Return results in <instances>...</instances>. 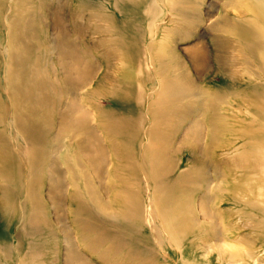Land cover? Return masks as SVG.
I'll return each mask as SVG.
<instances>
[{"label": "rangeland", "instance_id": "rangeland-1", "mask_svg": "<svg viewBox=\"0 0 264 264\" xmlns=\"http://www.w3.org/2000/svg\"><path fill=\"white\" fill-rule=\"evenodd\" d=\"M154 1L0 0V264H176L169 237L122 222L126 200L198 223L183 247L210 264H264V203L233 187L264 133L254 0ZM163 80L191 112L149 117L123 88ZM146 160L162 182L149 194L133 181Z\"/></svg>", "mask_w": 264, "mask_h": 264}, {"label": "bare ground", "instance_id": "bare-ground-1", "mask_svg": "<svg viewBox=\"0 0 264 264\" xmlns=\"http://www.w3.org/2000/svg\"><path fill=\"white\" fill-rule=\"evenodd\" d=\"M171 2L170 5L173 7L172 10H177V6L173 3L176 0H169ZM185 2V0H183ZM156 2L152 0V3L150 2L148 6L153 7L154 3ZM187 2V0H186ZM185 2V3H186ZM148 3V2H147ZM254 7V15L253 17H249V24L244 25L243 29L246 32L245 40L250 44V51L255 56L256 52H259L264 57V22H261V19H264V0H254L252 3ZM176 7V9L174 8ZM151 30V41L153 43V26H150ZM255 63L259 67L262 73H264V61L258 60V58L253 57ZM263 59V58H262ZM255 64V65H256ZM162 85L160 88L156 87H150L149 91L145 90L142 85H139V89L132 88L133 86L125 84L124 86L127 87L128 91L124 88V90L130 95L128 98L135 99L142 109L145 110L144 106H146V113L149 117H151V114L155 113L157 110L161 112L163 119L168 118L169 115L177 116L182 115L183 112H191V106L190 104H186V106H183L181 104H177L176 101H183L187 96L179 98L178 95H183V92L181 91V88L178 87V85L172 83L169 80H163ZM155 83V82H154ZM156 84V83H155ZM257 89H255V92L258 94L256 95V103L258 105L257 111L259 112V116L261 118V121H264V82L260 84H253ZM252 87V86H251ZM159 92V93H158ZM158 93V94H157ZM179 93V94H178ZM143 119V118H142ZM166 120V119H165ZM164 120V121H165ZM143 121V120H142ZM258 125V124H257ZM153 127L151 126L149 134H152ZM254 127V126H252ZM257 127V126H256ZM247 135V134H246ZM245 138L247 136L244 135ZM264 133L261 131V134L252 133L251 136L245 140L249 141L250 143L248 145L245 144L246 150L245 154L241 156V159L244 162V170L238 181L234 184V189L239 190V192H236L237 194L235 197H237V200L239 199L238 196L241 197L243 200H248L246 202L249 207L254 208H262L263 201L262 196H264V188L260 187V181H264ZM242 138V137H241ZM148 141H146L147 143ZM144 147V145H142ZM146 150H149L147 146H145ZM241 148H244L242 145ZM149 152V151H148ZM147 153L145 154V158ZM149 155V154H148ZM150 156V155H149ZM135 162H137L135 160ZM134 164V161L132 162ZM132 164V165H133ZM151 166L148 165V161L146 160L144 162V170H135V172H139L141 174H145L144 178H136L133 180L135 183L143 184V188L145 189V193L149 194L148 191L155 188L158 185H161L162 182L157 181V179L154 177L153 173H151V170H155V161H151ZM136 168V167H135ZM165 169V168H164ZM163 169V170H164ZM133 170L134 176H136L137 173H135ZM251 174V178L246 179V175ZM143 179V181H142ZM163 179H165L163 177ZM162 179V180H163ZM256 182H258L256 184ZM255 183V184H254ZM164 184V183H163ZM155 186V187H154ZM252 186L253 188H250ZM255 189L257 190H254ZM255 193H258L257 195ZM255 195V196H254ZM261 195V196H260ZM259 197V198H258ZM240 199V200H241ZM127 207L123 210V204L119 207V212H124L127 214L125 216L126 220H122L123 223H128L131 225L132 229L134 231H137L140 235L146 234L149 239L153 238L156 241H159V243L165 244L166 247H168V237L170 240L169 246L171 250H179L182 255L180 256L176 252V264H210L211 257L209 254H207L205 257H199L196 250L193 249H185L183 247V239L185 236H183L186 232H190L193 230H197L200 228L198 223L195 221H185L184 215L181 211L179 213H176L174 211V214H171L168 217L167 210H159L155 207V203L150 200L149 204L146 206L144 203L141 204V202H133L131 200L125 201ZM130 205V206H129ZM264 209V208H263ZM119 219V218H118ZM20 223L22 225V228H24V219L20 218ZM26 228V227H25ZM35 229H38V224H35ZM24 231V230H22ZM33 244V243H32ZM40 244L37 242L36 244H33V254L26 255L27 257H41L40 253ZM167 254V249H166ZM24 254V253H23ZM164 257V256H163ZM25 262V258L23 260V263Z\"/></svg>", "mask_w": 264, "mask_h": 264}]
</instances>
